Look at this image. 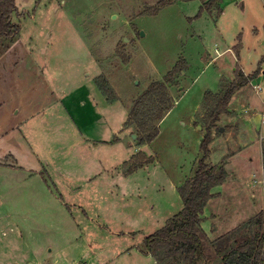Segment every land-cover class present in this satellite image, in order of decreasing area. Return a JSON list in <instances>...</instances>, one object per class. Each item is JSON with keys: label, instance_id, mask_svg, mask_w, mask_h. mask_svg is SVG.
Returning <instances> with one entry per match:
<instances>
[{"label": "rangeland", "instance_id": "374dc122", "mask_svg": "<svg viewBox=\"0 0 264 264\" xmlns=\"http://www.w3.org/2000/svg\"><path fill=\"white\" fill-rule=\"evenodd\" d=\"M161 1L15 0L20 31L0 47L1 258L154 264L144 239L182 209L177 188L200 155L204 94L218 93L237 69L264 71V0H220L221 14L198 17L207 0L157 10ZM178 62L183 68L167 86L173 105L142 145L136 129L123 126L125 111ZM97 78L115 97L101 93L112 104L102 113L122 128L116 145L93 142L99 135L61 105L63 93L83 83L101 92ZM263 100L264 74L231 96L212 131L207 161L229 179L212 188L219 194L203 210L209 239L264 211ZM138 152L153 161L126 174L124 162ZM208 252L203 264H221Z\"/></svg>", "mask_w": 264, "mask_h": 264}, {"label": "trees", "instance_id": "16d2710c", "mask_svg": "<svg viewBox=\"0 0 264 264\" xmlns=\"http://www.w3.org/2000/svg\"><path fill=\"white\" fill-rule=\"evenodd\" d=\"M173 1L191 0H164L160 2L157 10ZM219 3L220 0L202 2L196 17L203 11L210 13L214 8L220 13ZM16 13L15 0H0V47L19 34L20 25L12 19ZM182 68L178 62L162 80L151 82L129 107L123 126L136 129L137 141L140 144H149L157 137V123L173 105L167 93V86L173 84L175 75L179 74ZM258 75L259 70L245 75L237 69L235 79L228 84H222L218 93L204 94L206 112L203 116L204 137L200 143V155L193 174L177 188L182 209L170 217L163 227L144 239L145 251L153 258L154 264H203L210 255L212 256L208 249L219 258L221 264H264L263 210L215 239H209L201 228L203 210L214 197L212 188L222 184L225 179L223 171L207 161L210 156L212 131L218 129L220 116L228 113L231 96ZM96 84L108 101L115 100L104 79L97 78ZM152 161V157L138 152L124 162L127 167L126 174H131Z\"/></svg>", "mask_w": 264, "mask_h": 264}, {"label": "crops", "instance_id": "0c3cea01", "mask_svg": "<svg viewBox=\"0 0 264 264\" xmlns=\"http://www.w3.org/2000/svg\"><path fill=\"white\" fill-rule=\"evenodd\" d=\"M221 12L222 11L220 9L219 14H221ZM263 74L264 71L262 70L261 74L258 75L257 79L259 80L261 78L263 79ZM255 80L256 79H254V81ZM63 94H64V98L62 99L61 105L67 107V112L69 113V116H70V111L73 112L75 114V118L78 119V121L87 124L88 127H86L85 129L86 131L93 132L96 136L99 135L97 137L98 139L92 140L93 142L105 143V144L110 143L111 145H116L117 143H119V141L122 142V140L119 137H117L118 140L117 138H115L116 132L122 129L120 127V124L118 125L119 129H114V127L110 126L109 120L104 116V113H102V110H107L108 108L112 107V104L108 103L107 100H104L101 92H98L94 87L92 88L91 86L85 85L83 83L82 85L77 86L73 90ZM85 108H87L91 112V118H87V119L85 118L84 116V112L86 111ZM81 109H83V111H81ZM127 115L128 113H126L125 111L124 117L126 116L127 118ZM72 121L74 122V119H72ZM125 150H126L125 154H128V150L127 149ZM260 156L262 158V152H260ZM255 176H256L255 173L254 175L253 174L251 175V177H255ZM228 179L229 177H225L224 182L220 185H217L216 189L220 190V188L227 182ZM213 194L218 195L219 192ZM7 258L8 259L1 258L0 256V264H19L20 262L15 257L9 256Z\"/></svg>", "mask_w": 264, "mask_h": 264}, {"label": "built area", "instance_id": "2783aa9c", "mask_svg": "<svg viewBox=\"0 0 264 264\" xmlns=\"http://www.w3.org/2000/svg\"><path fill=\"white\" fill-rule=\"evenodd\" d=\"M252 87L255 91L261 92V88H260L259 84L252 85ZM263 104H264V100H263ZM261 125L264 126V113H263ZM263 139H264V134H261V132H260V140H263Z\"/></svg>", "mask_w": 264, "mask_h": 264}, {"label": "water", "instance_id": "95a60500", "mask_svg": "<svg viewBox=\"0 0 264 264\" xmlns=\"http://www.w3.org/2000/svg\"><path fill=\"white\" fill-rule=\"evenodd\" d=\"M219 130L221 131L222 130V128H219ZM135 137V136H134Z\"/></svg>", "mask_w": 264, "mask_h": 264}]
</instances>
